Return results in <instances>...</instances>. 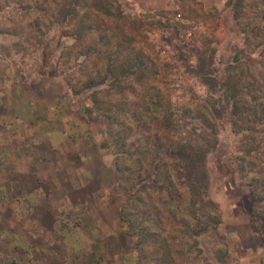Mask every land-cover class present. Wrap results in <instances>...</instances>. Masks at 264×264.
I'll use <instances>...</instances> for the list:
<instances>
[{"label": "rangeland", "instance_id": "rangeland-1", "mask_svg": "<svg viewBox=\"0 0 264 264\" xmlns=\"http://www.w3.org/2000/svg\"><path fill=\"white\" fill-rule=\"evenodd\" d=\"M80 17L96 25L87 41L103 23H125L147 78L137 79L139 67L106 74L101 57L82 53ZM237 51L253 55L230 0H0V79L23 80L24 90L16 97L12 83L1 103L10 116L0 119V264H264V212L254 226L251 177L235 162L241 134L225 119L206 158L207 200L195 202L218 222L192 232L201 223L187 187L163 178L174 172L172 146L199 140L209 102L218 104L196 72L198 56L215 74ZM39 93L37 116L50 118L17 125L16 106ZM11 118L14 129H4ZM51 127L62 134L43 133ZM128 218L141 225L131 231ZM139 226L149 232L141 244Z\"/></svg>", "mask_w": 264, "mask_h": 264}, {"label": "trees", "instance_id": "trees-1", "mask_svg": "<svg viewBox=\"0 0 264 264\" xmlns=\"http://www.w3.org/2000/svg\"><path fill=\"white\" fill-rule=\"evenodd\" d=\"M108 3L110 4V2ZM230 3L231 14L242 34L244 48L253 55L248 59L240 51H237L231 56L223 70L215 74L205 70L202 65L204 63L201 61L203 60L202 56H198L196 72L210 87L209 94L218 104L215 105L214 101H207L205 107L208 109L213 107L211 110L213 117L209 118L205 115L206 125L200 131L199 140L196 138L180 139L172 146L168 153L173 158L174 172H167L163 177L165 181L172 183V179L177 176L180 183L187 187L189 192L187 203L190 204L189 207L193 212L194 209L198 210L194 216L198 217L201 223L199 230L198 228L192 229V232L195 233L206 230L211 224L210 222L219 221L214 214H207L200 207H196L195 202L198 201L197 204L202 206L203 202L207 200L205 195L209 177L205 163L209 151L216 147L218 129L224 127L219 122L222 119H225V125H228L232 131L241 134L240 142H243V146L242 148L238 147L235 153V162L237 172L244 177L247 175L251 177V191L254 198L251 222L254 226L257 225L256 219L259 217V212H264V189L263 186L259 187L264 184V0H230ZM109 4L102 6L104 12L110 11L111 4ZM91 7L98 10V6L94 4ZM83 13L88 15L87 10ZM103 25L107 27V30L100 32L97 38L87 41L83 37L84 31L93 29L96 25L80 17L74 32L76 41L80 44L85 43L82 53L94 52L101 57L107 68L106 74L118 75L135 72L137 74V69L140 68L137 79L141 82L143 78H147L145 76L149 72L145 70V68L147 69L146 64H148L145 60L146 55L142 48L133 44L134 37L127 31L126 24L112 26L109 23H103ZM116 27H119V34L115 33ZM98 29L102 28L99 26ZM104 77L90 78L86 83L91 85L102 81ZM208 102L212 103V107ZM224 112L227 113L226 116H224ZM222 116L223 118H221ZM155 172L156 174L159 172V164H156ZM173 195L170 191V198H174ZM127 221H129L128 228L131 231H135L137 224H140L135 219L131 221L128 218ZM140 227L137 228L138 232L136 233L140 237L137 244H141L149 235L148 226ZM163 245L162 259L166 253H169L165 248L167 244Z\"/></svg>", "mask_w": 264, "mask_h": 264}, {"label": "crops", "instance_id": "crops-1", "mask_svg": "<svg viewBox=\"0 0 264 264\" xmlns=\"http://www.w3.org/2000/svg\"><path fill=\"white\" fill-rule=\"evenodd\" d=\"M16 75L17 74L15 73L14 76H16ZM20 75H21V73H20ZM22 82H23V80H20L18 78L13 80V81L9 80L7 78L0 79V117L3 116L0 119H2V118L5 119V118L10 116V114H8V112H6L7 110L4 108V105L1 104V103H2L3 99L8 97L9 95L12 96L14 94V92L11 91V89H12V87H11L12 85L11 84L15 83L14 84V86L16 87L15 88V95H16V97L17 96L19 97L21 95L22 91H24L23 89H21V88H23L22 87L23 86ZM19 85H20V87H19ZM41 97L43 98V95L39 93L38 96H36V95L32 96L33 99L29 102L30 104H28V106H25L23 108H22V106L20 107L19 105L16 106V111H15L16 114H14V119H15L14 121L17 122V125H19V124L21 125L23 122H25L27 124L29 122L33 123L34 121L35 122L40 121L41 123H43L44 121L47 120V118H50V114L49 113H46V116H43L41 118L37 116V113H36L37 112V102H39V99H42ZM17 103H19V100H18ZM52 113H54L53 110H52ZM12 119L13 118L5 120L3 122L1 121V123H4V126L6 125L4 127V129L7 127L8 124H10L9 125L10 127H8V129H10V130L14 129L13 128V124L14 123H13ZM15 125H16V123H15ZM48 132H50V134H57V135H61L62 134L61 129L56 128V127H53V128L51 127L50 129L45 130L43 133H48ZM16 135H17V133H16ZM36 135L37 134H35V135L32 134V137L34 139H39V137L38 138L35 137ZM50 141H51V139H50Z\"/></svg>", "mask_w": 264, "mask_h": 264}]
</instances>
